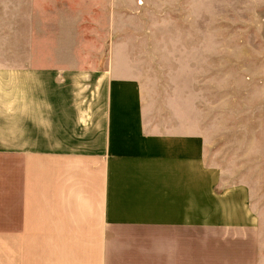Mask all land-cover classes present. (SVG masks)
<instances>
[{
	"label": "crops",
	"instance_id": "crops-1",
	"mask_svg": "<svg viewBox=\"0 0 264 264\" xmlns=\"http://www.w3.org/2000/svg\"><path fill=\"white\" fill-rule=\"evenodd\" d=\"M93 1L0 0V264H264L205 129L215 0Z\"/></svg>",
	"mask_w": 264,
	"mask_h": 264
},
{
	"label": "rangeland",
	"instance_id": "rangeland-1",
	"mask_svg": "<svg viewBox=\"0 0 264 264\" xmlns=\"http://www.w3.org/2000/svg\"><path fill=\"white\" fill-rule=\"evenodd\" d=\"M215 5L216 34L232 35L235 50L231 73L215 76V89L203 95L210 114L205 129L213 132L217 162L231 178L250 185L264 226V0H215ZM44 29L41 38L49 34Z\"/></svg>",
	"mask_w": 264,
	"mask_h": 264
}]
</instances>
